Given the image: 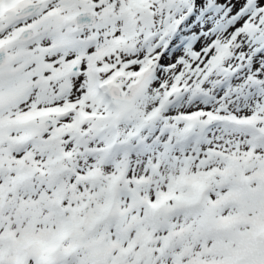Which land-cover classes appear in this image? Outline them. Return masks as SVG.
<instances>
[{"label": "snow or ice", "instance_id": "1", "mask_svg": "<svg viewBox=\"0 0 264 264\" xmlns=\"http://www.w3.org/2000/svg\"><path fill=\"white\" fill-rule=\"evenodd\" d=\"M0 264H264V0H0Z\"/></svg>", "mask_w": 264, "mask_h": 264}]
</instances>
